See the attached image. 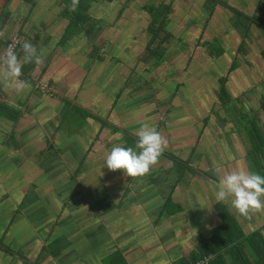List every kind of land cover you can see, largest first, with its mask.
<instances>
[{
  "label": "crops",
  "instance_id": "crops-1",
  "mask_svg": "<svg viewBox=\"0 0 264 264\" xmlns=\"http://www.w3.org/2000/svg\"><path fill=\"white\" fill-rule=\"evenodd\" d=\"M53 2L56 6L60 1ZM222 2V14L234 16L235 21L233 25L229 20L223 22L213 33L221 34L222 44L226 45L231 39V30H235L233 35L238 40V47L234 52L237 51V58L230 55L229 52H234L226 45L231 57L213 62L212 66L215 64L216 67L212 68H217L215 73L208 75L203 70L198 71L194 78L176 77L169 92H164L161 99L153 98L156 105L144 103L151 100L149 97L143 98V102H136L140 93L135 94L134 99L133 88L130 91L129 85L125 88V83L133 75V71L127 68L134 62L133 59H125L122 54L101 52L105 41L102 38L103 27L98 24L102 22L100 19V22L97 19L92 21L94 31L91 37L71 35L63 44L66 19H59L65 22L59 40H55V33L39 40L42 32L35 30L41 25L30 23L22 45L26 41L37 45L43 64H28L30 67L26 73L22 72L21 79L29 87L19 93L7 86L3 80V69H0V96L4 92L9 93L10 104L18 106L15 111H30L29 117L34 121L27 123L31 135L38 133L39 128L35 134L32 131L36 123L50 129L53 123L52 130H60L55 125L61 121L59 110L68 104L73 110L78 106L86 117L77 116L80 120L66 123V159L72 161L66 160V168L62 169L65 175L61 177V174H51L54 172L51 171L46 177L42 173L33 179V183L31 180L21 181L22 174H16L9 181L7 175H0V243L14 247L9 254L0 249V264H184L187 259L200 254V244L216 235L222 221H238L246 235L258 231L264 235V207L240 216L229 201L217 202L215 199L216 184L224 173L254 171L250 156L251 152H255L247 138V129L242 127L241 122L248 115L254 120L258 116L261 118V102L264 99V89H255L252 91L259 94V106L251 104L249 109L242 100L253 82L264 86V75L258 73V77L254 68L264 71V47L258 46V51L250 48L254 46V36L264 39V0ZM46 7L40 14L37 12L40 7L28 11V14L31 12L30 19L33 20V13L36 12L35 19L39 21L50 11L61 14ZM213 8L212 15L218 11ZM205 10L206 13L211 12V7ZM250 17L256 18L257 23H253ZM190 28L185 32L187 38L191 33L202 35L206 32L202 25L201 29L196 26ZM223 33L226 38L222 37ZM34 34L38 36L34 38ZM3 41L9 39L0 40V54L6 47ZM132 41H128L126 47ZM243 43L244 47L240 50ZM122 44L117 40L107 41V46H112L114 51H117L118 45L121 49ZM21 49L17 53L22 57ZM91 51H94V57L88 58L87 54ZM99 54L105 56V60L99 61ZM248 54L254 55V61L247 57ZM235 62L239 67L229 71ZM26 66L23 64L22 69ZM250 66L254 68L252 73L246 69ZM245 69L248 76L242 79H234L227 74L243 73ZM146 70L151 75L149 66ZM122 72L126 76L125 83L120 86L114 84ZM153 77L158 78V75ZM159 77L163 79L164 75ZM29 78L36 84L33 85ZM225 78L233 99L230 104L232 111L227 114L223 113L225 109L222 110L224 107L218 96L222 91L221 80ZM166 81L161 83L167 85ZM53 87L57 89L53 90ZM77 88L80 89L79 94L73 97ZM172 94L170 103L167 106L162 104L168 102ZM45 100H52L53 106L43 105ZM0 104L5 102L0 101ZM56 110V116L49 117ZM25 121L28 122V119L25 118ZM103 121L112 127L103 126ZM145 123L159 131L166 141L165 150L173 156L161 155L149 172L142 176L127 177L120 171L109 170L105 166V158L111 148L117 145L135 146L136 131ZM260 125L264 133L262 120ZM0 129L5 136L4 140H0V146H6L10 141L14 146L20 145L23 140L20 118L15 123L0 114ZM31 149L35 154L37 148ZM103 150L106 153L100 155ZM19 163L11 164L17 168ZM42 164L41 160L37 166L43 167ZM96 167L103 169V173H99ZM39 170L32 176L40 173ZM72 183L78 189L71 191L68 187L71 191L68 192L66 184ZM16 252L26 259L18 257ZM206 257H213V254Z\"/></svg>",
  "mask_w": 264,
  "mask_h": 264
},
{
  "label": "rangeland",
  "instance_id": "rangeland-1",
  "mask_svg": "<svg viewBox=\"0 0 264 264\" xmlns=\"http://www.w3.org/2000/svg\"><path fill=\"white\" fill-rule=\"evenodd\" d=\"M126 1L127 0H96L93 8L91 10V13L93 16L96 15V18L93 19V22H95L96 19L98 20V22H100V20L102 21L101 23H98V24H101L100 26L103 27V31H104V33L102 34V38H103V41H105V43L101 49V52L107 51L110 53V55L122 54L125 57V59L128 58L130 60H132L133 57L135 58V54L133 55V52H138V56H141L142 53L140 51L143 52L146 49L145 46H146V43L149 39L148 34H146L147 33L146 29H147L148 24L150 22V16L145 12L144 6L148 2L160 3V2L164 1L166 4H169L170 2H172L173 11H172V15H171L172 23L170 25V29L172 30V33L175 35H178V37L179 36L183 37V35L184 36L187 35V33H185V32H186V30L191 29L190 26H196L199 29H201L200 26L202 25V27L205 28L206 32H208L207 37L210 39L212 34L215 37L216 33H213V32L217 30V26H219V25L221 26L223 22L227 23L228 20L230 21L229 23H231V25H233L234 21H235L234 16L229 15V14H225V15L222 14V12H221L222 10L220 8L222 5V0H218V1L217 0H132L127 4V8L125 9V11L120 14V11L124 7V4L127 3ZM232 1L238 2V0H232ZM205 3H207L206 4L207 7H205ZM46 4H47V0H38L37 6L41 8L37 11L39 14H40V11L44 10V8L47 6ZM48 4L50 5L51 10L53 9L54 12H61V9L64 7V5H62V4H58L56 6L53 5L54 7H52L51 1H48ZM231 4H234V3H231ZM37 6H35L34 10L37 8ZM208 6L211 7V12L206 13L205 9H207ZM213 7H216L218 11H216V13H214L212 15L211 13L213 12V9H214ZM9 8L11 11L12 21L10 23V27L8 28V30H6V32L0 31V38H3L5 40V39H10L14 35H18L21 40L25 39V37H27V35L25 36V32H26V30L28 31L30 23L38 22V24H40L41 26H40V29L37 28L35 31L42 32V34L39 35V40H41L42 37L44 39L45 35L51 34V33H55V35L57 37L55 40L60 39V37H59L60 33H61L60 30L64 26L65 22L62 20H59V19L63 18L59 13H51V11H50L49 12L50 14L45 13V15H46L45 18H41L40 19L41 21H39V20L35 19L38 15V13L36 12V13H33V16H34L33 20H31L28 17H27L28 19L24 18V20H23V17H25V15L27 16L28 11H31V9L29 7H27V4L24 3L23 0H13L9 4ZM225 10L228 11L227 9H225ZM30 13L28 14V16L30 15ZM97 17H100V18H97ZM201 19H202V21H201ZM24 21H25V23H23ZM200 23H201V25H200ZM24 25H25V27L22 30H20L19 27H23ZM66 25H67V21H66ZM51 26H55V27L49 29V27H51ZM107 29H108V32L109 31L112 32L113 30H115V31H117V33H114V34L109 33L108 34V32L106 33ZM196 31L197 30H195V32ZM234 31H235L234 29L231 30V33H230L231 39L228 41V46L236 48V46L238 44V40L233 35ZM217 35L218 34H216V36ZM33 36L35 38L38 35L34 34ZM222 37L226 38V37H224V33H223ZM68 38H69V36L67 37V41L69 40ZM183 38L187 40V38H185V37H183ZM208 38H206V40H205L206 46H205L204 51H203L204 55H202V57L196 56L194 60L197 62L192 60L190 68H193V71L196 72V70H198V68L194 64L199 63L200 67L205 72H207L208 74L211 75L212 73H215V70L217 68L213 69L212 65L210 66V64L213 61H216V62L219 61L220 62L223 59L221 57L220 58H214V60L212 59L213 60L212 61L210 59V58H212L210 55V51L211 52H214V50L218 51V49L221 48L226 53L228 48L225 44L223 45L221 42H219V40H215V42L212 43ZM32 39H33V37H32ZM131 39L133 41L130 42L129 45L126 47L128 41H130ZM190 39H193L192 36L188 39L187 42H190L192 44L193 49L196 46L195 50H199L200 47L196 45L195 40L194 39L190 40ZM116 40L119 41V43L122 42L123 47H121V49H119V45H118L117 51H114L113 49L111 50V48H113L112 46H109V47L107 46V41L109 42V41H116ZM253 40H254V46H253L254 50L253 51H256V49L258 51V48L264 47V39H262L261 37H255L254 36ZM65 41L66 40L64 38L61 41V43H66ZM97 41H98V39H97ZM143 44H144V46H143ZM170 44H169V48L172 51V53L168 57V61L169 62L177 61L179 58L178 56H180V54H182V56L180 58L182 60H185L184 56L187 57L186 52H185V54L184 53H180V54L175 53V50H178V48L180 47L181 44H178V43H175V44L172 43L171 45ZM184 46H186V44H184ZM202 46L204 47V44H202ZM229 53L231 56L235 55L234 57H236V58L238 56L237 51H235L234 53H232V52H229ZM126 55H128V57ZM231 56H229V58ZM247 57L251 61H254V59H255L254 55H251V54H248ZM115 61L116 60H114V62ZM105 65L107 66L108 63ZM254 68L256 70V75L258 77H259L258 73H261L262 75H264V71H262V70L259 71L258 67H254ZM254 68H252V66H250L246 69H250V72L252 73V71H254ZM246 69L244 70L243 73L234 72V73L229 74V72H228L227 74L232 76L234 79H236V78L242 79L241 77H247L248 76ZM124 71H126V70H124ZM253 75L256 76L255 74H253ZM125 77L126 76H124V72H122V74L118 75V78L114 82V84H119V86L122 83L124 84L126 81ZM135 77L137 78V76H135ZM104 78H105V76H103V79ZM208 78H210V76ZM29 80L33 85L36 84V81L33 82V81H31L30 78H29ZM235 82L238 83V80H235ZM255 83H257V82H253L249 86L250 90L249 89L246 90L245 96L242 99L244 101V103L246 104L247 108H249V109L251 108V104H255V105L259 106V98H258L259 94L258 93L254 94L253 91L255 89H260L261 91H263V89H264V86L256 85ZM204 84H206V83H204ZM109 85L111 86V84H109ZM107 86H106V88H107ZM129 87H130V89H129V91H130L133 88V86H131L129 84ZM52 89L55 90L57 88L53 87ZM110 89H111V87H110ZM79 90L77 88L74 91L73 97H75V95L79 94ZM137 93H140V92H135L134 95H132L134 97V99H136L135 94L139 95ZM263 94H264V92H263ZM9 97H10V94L4 92V94L0 96V101L2 103L5 102V104H7L10 109L17 110L18 109L17 104L16 103L10 104V101L8 100ZM154 97H156L155 94H154ZM143 98H147V97L137 96L136 102L137 101L143 102V100H142ZM154 102H155L154 99H152L149 101L146 100L144 103L150 104V105H156V103H154ZM46 104L53 106L52 100H45L43 105H46ZM23 105L27 106V103H23ZM23 107H25V106H23ZM224 109H225V111L223 113L227 114L229 111L227 110V108H223L222 110H224ZM29 112L30 111L27 112V110H25V111L23 110L22 115L20 117V121L23 125L22 136H21V139H23V140L20 142V145L14 146L15 144H12V141H10L8 145L0 146V175H2V174L7 175L8 181H9L11 179H14L16 174L17 175L22 174L21 181H25V180L30 181L31 180L32 183L34 181L33 179L40 177L42 173L44 175H46V177H49L51 171H54L51 174H54V173H56V175L61 174L60 176L62 177V175H65L62 172L63 171L62 169L66 168V160H69V161L71 160L70 158H67V159L64 158L65 155L63 154L64 150L66 148V146L64 147V145H66V133L65 132L68 130V125H66V123H67L66 121L69 122V120H70V122H72V119H71L72 114H74V116H78L80 118L81 116H85V113L84 112L81 113L79 111L73 110V108L68 104L65 107H62L61 110H59V113H60L59 119H61V121H60V123L55 124L57 126L56 128H59L62 132L60 130H54V129L52 130L53 123H51V129H50V127H46L45 125H42L41 123H36L34 125V128L32 131L35 134L37 129L39 128L38 133H36L35 135H33V134L31 135V133L28 132L30 129H29V126L27 125V123H29L30 121H33V118L29 117V114H28ZM56 113H57V110L55 111V113L50 114L49 117H55ZM259 113H261V111ZM104 114L106 115L105 109H104ZM34 115H36V114L34 113ZM105 115H102V116L104 118L108 119V117H106L107 115L106 116ZM166 116L167 115L165 114V117ZM25 118L28 119V122L25 121ZM167 118H168V116H167ZM251 119H252L251 115L244 117V121L241 122L242 127H245L247 129V125L249 124ZM261 120H262V123L264 124V114L263 113L261 116ZM220 121L224 122L223 119H221ZM32 123H34V121ZM83 124H84V122H83ZM83 124H81L80 126H82ZM106 125L107 124L104 122L103 126H106ZM108 127H112V125L108 124ZM84 128H85V125H84ZM113 129H116V128H113ZM108 130H110V129H108ZM63 131H64V133H63ZM88 135H89V133H88ZM47 136H48V138H45ZM4 139H5V136H4V134H2L1 129H0V140H4ZM50 141H52L55 144V150H58V153H60V154H56L54 152L55 150H52L50 153L46 152L44 155H43V153H41L42 150H45L48 147L47 144ZM92 141H93V139L91 138L90 142H92ZM30 147L31 148L33 147L34 149L37 148V150H35V154H34V151ZM53 153L55 155L50 159V154H53ZM70 153H72V152H70ZM105 153H106L105 150H103L100 153V155L101 154L104 155ZM165 154L173 156L172 153L170 154V152H168L167 150L164 149L162 156H165ZM3 156H5V157H3ZM44 158L46 161H44V164H42L43 167H40V165L38 167L37 166L38 162H40L41 160L43 161ZM4 160L6 162V166H4ZM173 160H175V159H173ZM18 162H20L19 166L17 168L13 167L12 164H16ZM101 164H103V166H104V160L103 159L101 161ZM7 165H9V166H7ZM263 168H264V166H262V164H260V165H258L257 168L254 169V171L260 173L261 175H264ZM37 169H40L41 171L39 170L40 173H37L38 175L36 174L33 177L32 175H34V173H36ZM91 169L93 170L94 168L92 167ZM96 169H97V167H96ZM98 172L102 174L103 169L98 170ZM68 175H69V173H68ZM87 176H90V175H87ZM68 179L71 180L70 175L68 176ZM38 185H39V183H38ZM68 187L70 188L71 191L78 189L75 186V183L66 184V189L68 190V192H71ZM11 248H14V247H11Z\"/></svg>",
  "mask_w": 264,
  "mask_h": 264
},
{
  "label": "trees",
  "instance_id": "trees-1",
  "mask_svg": "<svg viewBox=\"0 0 264 264\" xmlns=\"http://www.w3.org/2000/svg\"><path fill=\"white\" fill-rule=\"evenodd\" d=\"M11 1L12 0L8 1L5 10L2 16L0 17V30L1 27L10 20L11 11L8 5L10 4ZM23 1L24 3L27 4V7H29L31 10L33 7L38 5V0H23ZM50 1H52L51 3L53 5L54 4L53 0ZM59 1H60L59 4L62 5L65 4L64 7L61 9L62 11L60 12L61 13L60 15L68 22L65 28V33L62 38L63 39L65 38V40L67 41L68 36L69 38H71V35L78 36L79 34H84L87 37H91L94 31V23L92 21L95 18L91 13V9L93 3L96 0H78V7L76 8L75 11L71 10L72 0H59ZM130 1L132 0L126 1L127 3L124 4V7L121 9L120 14L125 11V9L127 8V4ZM46 5H49L48 1ZM46 8H50V6ZM144 10L150 16V22L146 29L147 32L146 34H148L149 39L145 46L146 49L143 52L141 51L142 53L141 56H138V52H134L135 53V58H133L134 62L127 67L133 71V75L131 74V76L129 77L128 81L126 82L127 85L125 83V88L128 87V85L130 84L131 86H133V90L135 92H140L139 95L140 97H147V98L149 97L151 98V100L153 98L161 99V96L165 94L164 92H169V90H171V88L173 87L172 80L174 81L176 79V76L177 77L191 76L194 78V76L196 77L197 75L196 72L203 70L200 67L199 63L194 64L198 68L196 72L193 71V68L190 67H191V61L194 60L196 56L202 57V55H204L203 51L206 46L205 40L206 38H208L207 37L208 32L202 33L203 35H200L199 33L190 34V37L192 36V38L195 40L196 45L200 47L199 50H195L196 46L193 49L192 44L190 42H187L189 38L183 36L187 38L186 40L180 36L178 37V35L173 34L172 30L170 29V25L172 23L171 15L173 11L172 2H170L169 4H166L164 1L160 3L148 2L144 6ZM250 20L253 23H257L256 22L257 20L254 17H250ZM215 37L212 34L211 38L208 39L212 43L215 42V40H219V42L222 43L221 34H218L217 36L215 35ZM8 42L9 41L6 42L3 41L2 44L4 43L7 46ZM170 43L181 44L178 50H175V53L185 54L186 52L187 57L183 55L185 57V60H182L180 58L182 56V54H180V56H178L179 58L177 61L175 62L168 61V57L172 53V51L169 48ZM184 44H186V46H184ZM202 44H204V47L202 46ZM226 45H228V43H226ZM21 47H22V43L16 52H18ZM236 47H238V44ZM243 47H244V43L240 45V50H242ZM231 48L234 51L235 48L233 47ZM250 48L254 50L253 45ZM229 50L230 49L228 48L227 51ZM224 53L225 51L221 48L218 49V51L217 50H214V52L210 51V55L212 57L210 59L214 60V58H220V57L228 58L229 53L228 52H226L225 54ZM262 55L264 56V51L262 52ZM87 56L88 58L94 57V51L88 52ZM98 59L99 61H103L105 60V56H101L99 54ZM213 62L210 64V66L213 64ZM214 65L212 67H216ZM148 66L152 70L150 72L151 75H148L149 74L147 72L148 70H146ZM28 67H30V65L27 64V66L22 69V72L26 73ZM238 67L239 64L235 62L229 71H234ZM161 74L164 75L163 79L159 77V75ZM153 75H158V78L153 77ZM135 76H137V78ZM163 80H167L166 81L167 85H165V83H161ZM226 80L227 78L221 80L222 91L219 93L218 96L219 99L221 100L220 102L222 103L223 107L227 108L228 111H232V107H230V104L233 102V99L226 87ZM157 83L158 85H156ZM154 94L156 95V97H154ZM172 98H173V94L170 95L169 101L168 102L166 101L167 103L163 102L162 104L167 106L172 100ZM75 108L76 111H79L81 113L84 112L78 106ZM261 109L264 113V99H262L261 102ZM0 114L16 123L19 121V118L21 117L22 113L10 109L7 104H0ZM84 117H86V115ZM71 119L72 121L73 119L80 120L78 119L77 116H74V114H72ZM260 122H261V118L259 116L257 117V120L252 119L249 122V124L251 125L250 127L247 128V133H246L247 138L249 139L251 146L254 149L253 152H255V153L251 152V156H250L254 169L257 168L258 165L260 164L264 166V133L260 127L261 126ZM106 124L108 125V123ZM128 137L133 138L131 136ZM47 145L48 147L45 150L41 151L43 155L46 152L50 153L55 148V144L52 141L48 142ZM126 147H134V145L133 146L127 145ZM54 152L56 154H59L58 150H55ZM54 155H55L54 153L50 154V156H54ZM44 161H46L45 158L43 159V162ZM78 172L79 170H77V173ZM0 249L5 250L6 252H8V254L11 253V251H14V249L2 243H0ZM15 254L20 258L26 259V257H24L21 253L16 252ZM210 254H213V257L211 259V264H264V235L260 231L254 232L251 235H246L242 229V226H240L238 221H233V220L222 221V224L216 230V235L213 238L203 241L200 244V254L194 255L191 259H187L184 264H190L196 262L204 258V256L206 257Z\"/></svg>",
  "mask_w": 264,
  "mask_h": 264
},
{
  "label": "clouds",
  "instance_id": "clouds-1",
  "mask_svg": "<svg viewBox=\"0 0 264 264\" xmlns=\"http://www.w3.org/2000/svg\"><path fill=\"white\" fill-rule=\"evenodd\" d=\"M78 7V0H72L71 10ZM18 56L12 48L0 54V69L3 80L17 93L24 91L29 84L22 80V65L40 66L43 59L38 53L37 45L26 41ZM134 147L114 146L105 158V166L111 171H120L127 177L147 174L161 157L166 141L155 127L143 124L136 131ZM217 202L229 201L232 209L240 216H246L253 209L264 207V175L255 171H228L222 175L215 190Z\"/></svg>",
  "mask_w": 264,
  "mask_h": 264
},
{
  "label": "built area",
  "instance_id": "built-area-1",
  "mask_svg": "<svg viewBox=\"0 0 264 264\" xmlns=\"http://www.w3.org/2000/svg\"><path fill=\"white\" fill-rule=\"evenodd\" d=\"M21 45V39L18 35H14L8 42L7 49L12 48L13 50L17 51L19 46ZM6 49V50H7ZM212 257H205L193 264H211Z\"/></svg>",
  "mask_w": 264,
  "mask_h": 264
},
{
  "label": "flooded vegetation",
  "instance_id": "flooded-vegetation-1",
  "mask_svg": "<svg viewBox=\"0 0 264 264\" xmlns=\"http://www.w3.org/2000/svg\"><path fill=\"white\" fill-rule=\"evenodd\" d=\"M13 1V0H12ZM11 1V2H12ZM10 2V3H11ZM9 6V5H8ZM34 8L35 7H33L32 9L34 10ZM37 9V8H36ZM35 9V10H36ZM24 18H27V17H23V20H24ZM28 18H30L29 16H28ZM27 18V19H28ZM11 21H12V18L10 17V20L5 24V25H3L2 27H1V31H4V32H6V30H8V28L10 27V23H11ZM20 28V27H19ZM20 30H22V28L20 29ZM11 39V38H10ZM9 39V40H10ZM0 40H2V38H0ZM23 40V39H22ZM22 40H21V43H22ZM7 45H8V43H7ZM7 49V46H6V48H5V50ZM66 145H64V147H65ZM54 150H55V148H54ZM60 154V153H59ZM64 155H65V157L64 158H66V148H65V150H64V153H63ZM53 156H50V159L52 158Z\"/></svg>",
  "mask_w": 264,
  "mask_h": 264
},
{
  "label": "water",
  "instance_id": "water-1",
  "mask_svg": "<svg viewBox=\"0 0 264 264\" xmlns=\"http://www.w3.org/2000/svg\"><path fill=\"white\" fill-rule=\"evenodd\" d=\"M9 0H0V17L2 16L4 10H5V7H6V4L8 3Z\"/></svg>",
  "mask_w": 264,
  "mask_h": 264
}]
</instances>
